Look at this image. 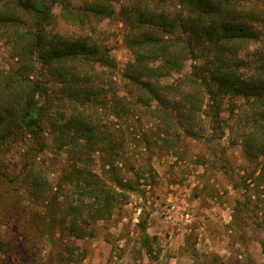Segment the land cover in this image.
<instances>
[{"label":"rangeland","instance_id":"rangeland-1","mask_svg":"<svg viewBox=\"0 0 264 264\" xmlns=\"http://www.w3.org/2000/svg\"><path fill=\"white\" fill-rule=\"evenodd\" d=\"M89 1L72 0L76 6ZM127 1L107 0L115 14L83 28L62 19L60 4L53 8L52 34L88 37L92 44L106 45L113 65L66 64V69L75 68L79 76L88 77L83 87L90 91L91 101L78 108L67 104L70 90L62 82L68 81L67 74L60 80L43 72L39 64L25 74L44 80L58 99L47 113L52 124L65 122L55 121L56 106H62L67 117L87 121L100 143L96 140L88 148L80 129L83 123L62 133L49 122L42 150L34 149L35 143L23 130L0 142V264H264V181L259 179L264 157L248 160L243 149L246 135L263 123V108L238 94L220 96L221 121L212 124L208 99L201 95L202 107L191 114L192 122L183 104L193 90V72L198 70L194 65L203 64L200 56L198 64L189 59L181 71L160 79V85H181L166 94L172 114L168 128L155 109L157 104L142 107L126 78L134 55L127 48L128 29L119 10ZM9 2L0 0V16L9 14ZM175 2L166 0V9L172 12ZM251 6L257 15L252 25L260 40L235 51L239 59L248 61L241 73L258 76L264 51V0ZM16 13L25 24L29 22ZM25 24L0 25V89L18 66L22 49L16 38L25 32ZM190 123L196 138L185 132ZM108 150L119 167L116 174L103 166L112 157ZM85 179L99 181L118 199L110 215L101 212L102 219L93 218L98 214L90 206L93 199L85 192ZM122 180L132 182L135 190L116 187V181ZM213 203V221L231 218L227 224L216 222L222 227L219 231L208 221ZM185 213L193 215L191 222L182 218ZM149 216L163 228L151 236L156 237L150 240L152 253L142 244L140 227Z\"/></svg>","mask_w":264,"mask_h":264},{"label":"trees","instance_id":"trees-1","mask_svg":"<svg viewBox=\"0 0 264 264\" xmlns=\"http://www.w3.org/2000/svg\"><path fill=\"white\" fill-rule=\"evenodd\" d=\"M149 1L128 0L119 10V16L128 29L126 45L134 55L126 78L130 81L129 85L136 89L139 104L150 108L152 103H156L155 109L159 111L160 119L167 122L169 128L172 114L167 108L166 94L179 90L181 85H160V79L168 72L181 71L189 59L198 64L199 57L203 56V64L194 65L198 70L193 72V90L184 97L183 105L188 108V118L192 120L191 114L202 107L201 95L208 99L212 124L221 121L220 96L232 93L243 96L247 101L263 108L260 115L263 123L256 131L246 135L243 143L245 155L248 160L264 157V51L258 76L243 75L241 70L247 66L248 61L239 59L236 54L241 45L260 40L252 25L257 18L251 6L255 0H175L173 13L166 9V0H152L155 5H151ZM55 4H60V15L65 22L82 28L109 19L116 12L107 0H91L81 6L74 5L72 0H52L51 3L50 0H10L9 14L0 16V25L14 27L20 23L25 24V20L18 17L16 11L27 16L29 22L25 24V32L16 38L22 49L18 55V66L6 77L4 87L0 89V142L23 130L35 143L34 149L42 150L45 146L46 122L62 133L83 123L80 129L84 130L87 136L85 139L89 142L88 148L92 149L96 140L97 143L100 141L88 122L73 120V116L67 117L62 106L57 105L55 121L63 119L65 122L57 121L52 124L53 120L47 113L58 99L51 95L44 80H33L25 74L34 64H39L43 72L59 79L67 74L68 81H62L66 82L64 84L70 90L67 104L78 108L91 101L90 91L83 87L88 77L79 76L75 68L66 69V64L83 61L105 67L113 65V59L109 56L110 49L106 45L92 44L88 37L67 39L51 33L49 26L55 22ZM115 111L117 112L116 108ZM190 124L185 132L196 138L198 133ZM168 128L163 131L164 134L168 133ZM114 144L112 141L111 150L116 148ZM111 150L107 154L112 157L104 161L103 166L105 169L108 166L106 172L116 174L119 167L113 161ZM80 174L81 172L78 175ZM259 179L264 181V166L260 170ZM84 182L87 183L86 194L93 199L90 206L98 214L93 218L102 219L103 215L99 214L101 212L110 215L118 202L115 195L100 187L99 181L85 179ZM116 187L126 191L135 190V186L128 180L125 183L123 180L116 181ZM74 209L77 210V207ZM76 214L81 215V212ZM140 227L142 244L152 253L150 240L156 237H151L147 232L146 220Z\"/></svg>","mask_w":264,"mask_h":264},{"label":"crops","instance_id":"crops-1","mask_svg":"<svg viewBox=\"0 0 264 264\" xmlns=\"http://www.w3.org/2000/svg\"><path fill=\"white\" fill-rule=\"evenodd\" d=\"M208 209H210L209 210L210 211L209 217H211V218L208 219V221L211 222V221H213V218H214L213 217L214 216L213 212L216 211V206L213 203L212 205H210L208 207ZM154 220H156V219H153L151 216L147 217V232L149 233V232L152 231V233H149L150 236L155 235V234H160L161 233V230L163 229L162 227H160V224H158L159 223L158 222V219H157L156 222ZM229 220L231 221V218L230 219H227V217L224 216V219L217 218L216 221H213L212 223L217 228V231H219V230H222L221 229L222 227H219V226L221 224H227L229 222ZM216 222H219L220 225H219V223H216ZM213 229H215V228H213ZM213 236H215V234H213ZM153 237H155V236H153Z\"/></svg>","mask_w":264,"mask_h":264},{"label":"built area","instance_id":"built-area-1","mask_svg":"<svg viewBox=\"0 0 264 264\" xmlns=\"http://www.w3.org/2000/svg\"><path fill=\"white\" fill-rule=\"evenodd\" d=\"M193 216H191L189 213H185V218L184 217H182L183 219H185V221H187V222H191V218H192Z\"/></svg>","mask_w":264,"mask_h":264}]
</instances>
